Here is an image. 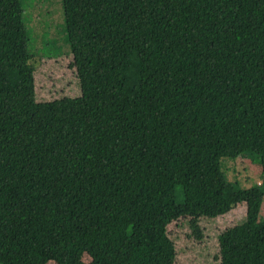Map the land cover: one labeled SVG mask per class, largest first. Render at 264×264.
<instances>
[{"label":"trees","instance_id":"trees-1","mask_svg":"<svg viewBox=\"0 0 264 264\" xmlns=\"http://www.w3.org/2000/svg\"><path fill=\"white\" fill-rule=\"evenodd\" d=\"M61 1L81 95L38 102L22 2L0 0V264H175L170 223L200 238L240 203L220 263L264 264V183L224 171H264V0Z\"/></svg>","mask_w":264,"mask_h":264},{"label":"rangeland","instance_id":"rangeland-1","mask_svg":"<svg viewBox=\"0 0 264 264\" xmlns=\"http://www.w3.org/2000/svg\"><path fill=\"white\" fill-rule=\"evenodd\" d=\"M24 21L29 33L30 63L34 66L35 98L38 102L64 97H78L81 86L74 66V58L67 40L64 11L61 0H21ZM226 170V171H225ZM224 171L231 182L241 188L264 183V171L257 156L251 152L225 163ZM178 198L180 191L177 190ZM245 203L238 204L229 213L216 217H201L202 236L197 238L191 228V217H182L168 225V235L176 247L175 264H221L218 237L227 228L246 218ZM258 221H264V200ZM84 262H89L84 255ZM48 264H56L49 262Z\"/></svg>","mask_w":264,"mask_h":264}]
</instances>
